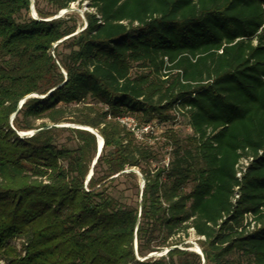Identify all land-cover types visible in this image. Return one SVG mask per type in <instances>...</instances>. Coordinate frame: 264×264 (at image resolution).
<instances>
[{
    "label": "trees",
    "instance_id": "trees-1",
    "mask_svg": "<svg viewBox=\"0 0 264 264\" xmlns=\"http://www.w3.org/2000/svg\"><path fill=\"white\" fill-rule=\"evenodd\" d=\"M31 3L0 0V264H203L192 236L205 264H264V0H35L86 4L80 31ZM180 116L163 167L119 122ZM63 124L103 139L87 185L96 136L17 134Z\"/></svg>",
    "mask_w": 264,
    "mask_h": 264
},
{
    "label": "water",
    "instance_id": "water-1",
    "mask_svg": "<svg viewBox=\"0 0 264 264\" xmlns=\"http://www.w3.org/2000/svg\"><path fill=\"white\" fill-rule=\"evenodd\" d=\"M31 17L36 20V21H39V22H51L53 20H58V19H61L63 18L65 15L69 14V13H72V12H75V8L73 7H70L69 9H66V10H62L58 13V16L56 17H53L51 19H40L37 15V12H36V9H35V0H31ZM68 38L64 39L63 41H66ZM63 41H60L58 42L55 46H57L58 44L62 43ZM65 76H66V73L64 72ZM48 95H50V93H48L46 96H39V95H31L27 98H25L24 100H22L18 106V109L17 111L15 112V114L11 117V120H10V124L13 128V121L14 119L16 118V116L18 115L19 111L22 109L23 105L25 104L26 100L29 99V98H39V99H44L46 98ZM52 127H57V128H75V129H79V130H84V131H87V132H90L91 134H93L94 136H96L97 140H98V151H97V155L95 157V160L92 164V167H91V170H90V173L87 177V182H86V185L88 184V182L90 181L91 177L93 176L94 174V167L96 166L97 164V161L102 153V150H103V145H104V142H103V139L98 135V133L89 128V127H82V126H76V125H67V124H63V125H53V126H49L47 128H43V129H39V130H35V131H30V132H24L26 134L24 135H21L20 133H17L20 137H32L33 135H35L36 133L42 131V130H45V129H50ZM15 130V129H14ZM99 139H101L99 141ZM126 173H135L140 179H141V186H140V190L142 192V190L144 189V186H145V180L143 178V176L136 170L132 169V170H128L126 171ZM140 203H141V200H140ZM184 245H190L191 248L188 249L189 251H192V252H195L196 254H198L199 256H201L202 258V262L203 264H205V259H204V255H203V252L202 250L200 249V247L198 245H196L195 243L193 242H186ZM197 247L198 250H195L194 248ZM174 249H182V247H172V248H169V249H166L162 252H159V253H152V254H149L146 258H144L143 260L140 259L138 257V260L139 261H144V260H147V259H150V258H153V257H162L164 255H166L168 252H170L171 250H174ZM135 251H136V255H137V241H135Z\"/></svg>",
    "mask_w": 264,
    "mask_h": 264
},
{
    "label": "rangeland",
    "instance_id": "rangeland-1",
    "mask_svg": "<svg viewBox=\"0 0 264 264\" xmlns=\"http://www.w3.org/2000/svg\"><path fill=\"white\" fill-rule=\"evenodd\" d=\"M46 10H50L47 6H43ZM71 7L75 8V12L69 13V14H75L77 21H78V27L79 30H81V27H85L86 25V19L84 16V13L88 10L86 4H83L80 6L79 4H74ZM67 14V15H69ZM58 16V14L56 15ZM54 16V17H56ZM66 16V15H65ZM64 16V17H65ZM173 130L174 132L178 133L181 135L183 138L188 137L191 135L192 131L188 125V121L185 117H177L176 121L173 124H165V125H160L156 124L155 128L152 130L150 129L147 133L144 132V136L146 139H148L150 142L153 140L151 138L155 139V143L157 144L159 148V152L161 155V163H159V166L163 167L166 166L169 162V157H170V149L166 146H164V138L163 136L169 131ZM141 179L139 178V184L141 186ZM120 190H123V194L126 196L128 199L129 203L131 204H136L138 197L136 196V192L130 188L128 185L124 186H119ZM187 242H193L196 244V238L192 236V238L187 241ZM197 245V244H196Z\"/></svg>",
    "mask_w": 264,
    "mask_h": 264
},
{
    "label": "built area",
    "instance_id": "built-area-1",
    "mask_svg": "<svg viewBox=\"0 0 264 264\" xmlns=\"http://www.w3.org/2000/svg\"><path fill=\"white\" fill-rule=\"evenodd\" d=\"M259 34H262L263 37H264V25L262 26V28L260 29V32ZM257 43V41H255V44ZM119 122L121 123L122 126H124L127 130H129L130 132H132L137 139L139 140H143L145 138L144 136V132H148L150 129L152 130L153 128H155V125L157 123H152V124H149L147 126H143V127H140L137 123V121L133 118V117H124V118H121L119 120ZM248 163L249 161L248 160H245L241 163V167H242V170L244 171L245 167L248 166ZM241 174L242 172H240L238 174V177L240 178L241 177Z\"/></svg>",
    "mask_w": 264,
    "mask_h": 264
},
{
    "label": "bare ground",
    "instance_id": "bare-ground-1",
    "mask_svg": "<svg viewBox=\"0 0 264 264\" xmlns=\"http://www.w3.org/2000/svg\"><path fill=\"white\" fill-rule=\"evenodd\" d=\"M21 135H24V134H26V133H20ZM101 139H99V141H100ZM195 250H198V248L197 247H195L194 248Z\"/></svg>",
    "mask_w": 264,
    "mask_h": 264
}]
</instances>
